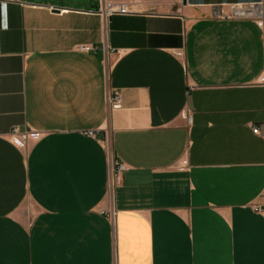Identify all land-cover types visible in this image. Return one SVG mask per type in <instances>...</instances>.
Instances as JSON below:
<instances>
[{
  "label": "crops",
  "instance_id": "0c3cea01",
  "mask_svg": "<svg viewBox=\"0 0 264 264\" xmlns=\"http://www.w3.org/2000/svg\"><path fill=\"white\" fill-rule=\"evenodd\" d=\"M124 1L0 2V264H264L263 0Z\"/></svg>",
  "mask_w": 264,
  "mask_h": 264
},
{
  "label": "built area",
  "instance_id": "2783aa9c",
  "mask_svg": "<svg viewBox=\"0 0 264 264\" xmlns=\"http://www.w3.org/2000/svg\"><path fill=\"white\" fill-rule=\"evenodd\" d=\"M3 0H0V2ZM264 6V0L260 3L254 5H248L246 7H232L228 12L223 11L222 9H218L215 11L214 18L223 21H232V20H242V19H253L256 20L261 27H264V19L261 17H257L251 14V12H257L260 7ZM103 18V23L106 25L107 21L114 16H127L135 14V11L131 9V4L125 2L124 0H99V9L97 12ZM83 52L89 51L87 47H81L79 49ZM178 57H182L181 52H177ZM264 87V72L258 81ZM107 106L111 109H119L121 107V96L111 90L108 89L107 92ZM187 122H190V117L185 116ZM8 138L9 143L13 144L18 148H25L28 142L39 141L43 134L41 132L26 130L20 131L18 127H14L9 130ZM252 134H256L258 129L256 127L252 128ZM89 136L93 137L94 133L89 132ZM111 170L108 182V192L111 196L114 195V190L121 183L124 173L127 171L126 165L123 163L117 162L115 160L111 163ZM262 203L259 205H255L252 207V212L259 214L264 219V196L261 198ZM110 218L114 217V210L111 208L108 212Z\"/></svg>",
  "mask_w": 264,
  "mask_h": 264
},
{
  "label": "bare ground",
  "instance_id": "6f19581e",
  "mask_svg": "<svg viewBox=\"0 0 264 264\" xmlns=\"http://www.w3.org/2000/svg\"><path fill=\"white\" fill-rule=\"evenodd\" d=\"M252 15L257 16V17H261L262 19H264V6L260 7L259 10L257 12H251Z\"/></svg>",
  "mask_w": 264,
  "mask_h": 264
},
{
  "label": "water",
  "instance_id": "95a60500",
  "mask_svg": "<svg viewBox=\"0 0 264 264\" xmlns=\"http://www.w3.org/2000/svg\"><path fill=\"white\" fill-rule=\"evenodd\" d=\"M58 10H59L58 8H54L53 11L58 13ZM109 20H110V19H109Z\"/></svg>",
  "mask_w": 264,
  "mask_h": 264
},
{
  "label": "rangeland",
  "instance_id": "374dc122",
  "mask_svg": "<svg viewBox=\"0 0 264 264\" xmlns=\"http://www.w3.org/2000/svg\"><path fill=\"white\" fill-rule=\"evenodd\" d=\"M32 1H35V2L38 1L39 2V1H42V0H32Z\"/></svg>",
  "mask_w": 264,
  "mask_h": 264
}]
</instances>
